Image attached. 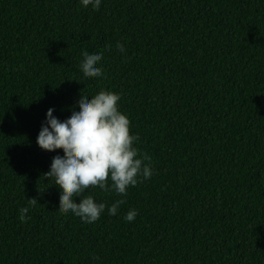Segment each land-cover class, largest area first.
Masks as SVG:
<instances>
[{"label":"trees","instance_id":"obj_1","mask_svg":"<svg viewBox=\"0 0 264 264\" xmlns=\"http://www.w3.org/2000/svg\"><path fill=\"white\" fill-rule=\"evenodd\" d=\"M101 89L153 175L86 189L124 200L86 224L45 178L63 150L36 140L49 108L63 121ZM0 264H264V0H0Z\"/></svg>","mask_w":264,"mask_h":264},{"label":"clouds","instance_id":"obj_2","mask_svg":"<svg viewBox=\"0 0 264 264\" xmlns=\"http://www.w3.org/2000/svg\"><path fill=\"white\" fill-rule=\"evenodd\" d=\"M85 9L89 6L99 10L102 0H78ZM116 49L126 53L123 43L117 42ZM80 69L85 77L103 78V69L99 62L102 53L84 51ZM119 94L101 89L89 97L81 95L78 110L59 120L53 113L54 108L46 112L45 121L37 136L36 143L42 149L55 152L63 150V155L53 157L50 170L45 178H54L59 189V211L71 213L83 223L98 221L107 208L110 216L118 213L124 200L115 201L110 207L97 202L91 195L82 194L90 187L114 191L117 195L127 196L128 188L151 179L153 169L147 155L141 154L136 144L140 137L130 134V120L119 108ZM79 198V202H77ZM37 199H29L35 205ZM29 209L20 210L22 220L26 219ZM138 215L137 210L130 209L123 217L129 223Z\"/></svg>","mask_w":264,"mask_h":264}]
</instances>
